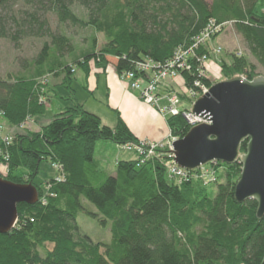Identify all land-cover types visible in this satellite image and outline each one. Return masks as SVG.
Wrapping results in <instances>:
<instances>
[{
  "label": "trees",
  "instance_id": "trees-1",
  "mask_svg": "<svg viewBox=\"0 0 264 264\" xmlns=\"http://www.w3.org/2000/svg\"><path fill=\"white\" fill-rule=\"evenodd\" d=\"M17 2L22 6L16 10ZM74 4L83 9V17L73 11ZM48 13L60 24L101 33L104 44L96 49L92 36L74 65L61 62L73 45L68 36L51 29ZM226 24L264 72V0H0V39L15 46L24 38L48 40L33 61L32 74L0 77V124L20 127L44 113L48 91L37 79L48 72L63 74L64 86L72 82L77 67L88 75L90 64L104 69L113 62L120 74L147 58L165 63L178 48L193 45L204 29L218 26L217 35ZM211 51L209 41L194 49L190 69L180 70L186 87L197 89L195 81L208 87L214 82L198 72L197 59L210 57ZM256 64L243 54L218 61L223 79H253L260 75ZM72 92L67 97L72 105L40 130L18 131L8 144L0 136L4 179L34 185L42 161L58 164L61 173L44 190L34 185V204H17L15 226L0 233V264H260L264 215L256 217L254 200L234 199L239 162L210 165L219 173L210 187L170 178L164 166L168 150L142 163L136 157L119 159L114 174H108L94 158L97 143L119 147L138 139L119 117L114 127L101 124ZM166 122L176 138L191 127L181 113ZM245 146L246 141L240 152ZM83 201L96 212L87 211ZM80 213L109 223L110 241L93 242L81 235L76 223Z\"/></svg>",
  "mask_w": 264,
  "mask_h": 264
},
{
  "label": "water",
  "instance_id": "water-1",
  "mask_svg": "<svg viewBox=\"0 0 264 264\" xmlns=\"http://www.w3.org/2000/svg\"><path fill=\"white\" fill-rule=\"evenodd\" d=\"M190 113L201 122L171 143L173 161L194 170L219 162L241 164L234 199L256 202V217L264 215V75L253 79L234 76L214 82L197 97ZM246 141L244 152L241 143ZM37 189L31 183H14L0 176V233L10 231L17 221V204H34ZM264 264V255L260 262Z\"/></svg>",
  "mask_w": 264,
  "mask_h": 264
},
{
  "label": "rangeland",
  "instance_id": "rangeland-1",
  "mask_svg": "<svg viewBox=\"0 0 264 264\" xmlns=\"http://www.w3.org/2000/svg\"><path fill=\"white\" fill-rule=\"evenodd\" d=\"M21 6L22 3L17 2L14 6V9L17 10ZM72 8L79 17L84 16L83 9L80 6L74 4ZM47 18L49 20L51 29L68 36L73 45L72 52H70L69 54L65 53L61 58V62L63 63L74 65V58L80 56L82 52L88 50L92 36H95L96 39V49H99L105 42L104 36L101 33H94L92 32V30L86 27L60 24L57 20L56 15L53 13H48ZM44 41L48 40H46V38H24L21 39V41H19L15 46L6 39H0V77L4 78L7 74H12L15 76L32 74L35 70L33 61L42 48ZM209 45L213 48H221L220 53L217 55H215V53L211 51L210 57H208L207 61L205 62L206 70L208 71L209 76H212L210 77L211 81L218 82L223 80V76L218 65V61L221 58L230 62L232 55L243 54L246 55L251 62L256 64L255 60L248 55L242 39L232 28L231 24H226L222 32H219L214 36V38L211 37L209 40ZM256 72L260 73V75H264L263 70L257 64ZM62 77L63 74L55 75L53 72H48L38 77L37 81L40 84H44L46 90L48 91L45 99L46 102L44 113L33 117L32 119H26L24 124H22V127H15L3 121L0 124V136L3 137L8 134L11 139H13L14 134L18 131L40 130L42 126L48 124L52 120L53 116L56 113L63 110L65 107L72 105V101L70 100V98H67L73 93L72 91H74L75 98L79 102L84 103L83 106L87 111L93 110L99 113V115L103 116L101 117V124L107 126L114 124V122L111 123V121H109V117H106V115H102L105 113H110V107H108L104 101L105 91L102 86L97 89L98 91L96 90L97 92L95 91L94 94H90L89 91L86 90L87 83L85 80L84 72L79 67L75 68V72L72 78L73 80L71 83H67L62 86L60 83ZM92 79L95 78L92 77ZM181 85L182 86L174 87V91L176 94H183L184 85L183 83ZM69 87L71 89H69ZM190 107V101L184 97H181L179 109L188 110ZM113 112L115 114V111ZM170 136H172L171 132ZM106 144H110L111 146L106 147ZM132 156L136 157L132 151L122 150L119 147L117 148L115 144L110 142L97 143L94 153V158L99 161L100 167L107 171L108 174H110V172L112 171H115L114 161L117 157H119L120 159H128ZM215 163H210L203 166L210 167V165H213ZM211 170L216 171V175L214 178V180H216L219 173L215 169ZM60 176V170L58 168H55L51 162L42 161L39 165L37 175L33 178V184L44 190L46 188V183L49 182V180L58 179ZM215 183V181H211L207 183L206 186L210 187L211 184ZM210 192L212 195H214L216 193L215 188H212ZM83 205L87 211L96 212V209L90 203L83 201ZM76 223L79 229V233L81 235L88 236L93 242L108 243L111 239L109 223L102 225L101 223H99L97 218H94L85 213H80L77 216Z\"/></svg>",
  "mask_w": 264,
  "mask_h": 264
},
{
  "label": "built area",
  "instance_id": "built-area-1",
  "mask_svg": "<svg viewBox=\"0 0 264 264\" xmlns=\"http://www.w3.org/2000/svg\"><path fill=\"white\" fill-rule=\"evenodd\" d=\"M219 29L220 28L218 26L213 27V25L209 26L207 29H204L195 38L193 45L185 50L178 48L175 51L173 57L165 63H159L147 58L135 62L132 70L123 71L119 74V76L123 80L127 81L131 89L139 91L141 100L154 108L160 115L167 118L168 116L181 113L190 126L198 124L201 122V119L193 116L190 113V108L188 110L179 109L181 97L186 98L190 101V104H192L197 97L208 91V86L201 84L199 81H195L194 83V86L197 89L186 87L183 84V94L179 95L173 93L166 95L165 98L167 101L164 104L160 103L161 98L158 94V89L161 83H163L165 80H175L180 78L182 81L180 70L190 69L188 59L194 56V49L199 45H203L206 41H209L213 34H215ZM212 51L215 53V55H217L220 53L221 48H212ZM207 59L208 57L205 55L197 59V61L201 64L198 72L202 76L210 79L212 76H209L205 67V62ZM20 127H22V125H20ZM1 138L6 144L11 141V137L8 134ZM175 139L177 138L170 136L165 143L138 139L136 142H127L119 146V148L126 151H132L140 163H142L144 160L155 158L161 155L164 151L168 150L170 159L165 162L164 166L167 175L173 180L181 182V180L192 179L200 181L204 185L211 181H215L214 178L216 171H212V167L200 166L190 171L180 168L176 165V163L173 161V155L171 152V143ZM53 166L60 169L58 164H53Z\"/></svg>",
  "mask_w": 264,
  "mask_h": 264
},
{
  "label": "crops",
  "instance_id": "crops-1",
  "mask_svg": "<svg viewBox=\"0 0 264 264\" xmlns=\"http://www.w3.org/2000/svg\"><path fill=\"white\" fill-rule=\"evenodd\" d=\"M211 48L213 47L211 46ZM84 75L87 83L86 90H88L90 94H94L100 86H102L105 91L104 101L106 105L110 107V113L106 114L104 112L105 114L102 115L109 117L111 123L114 122V124L109 125V127H114L119 117L137 139L164 143L168 140L170 132L166 117L160 115L154 108L141 100L139 91L131 89L127 81L119 77L113 62H109L104 69L97 68L93 64H90L88 75ZM92 77L95 79H92ZM181 84L182 82L180 79H168L163 81L158 89V94L161 98L160 103H166L167 100L165 96L175 93L174 87L182 86ZM77 102L79 101L77 100ZM79 103L84 105L82 102ZM113 111H115V114ZM89 112L97 115L100 120L102 119L101 117H103L93 110ZM110 146V144H106V147ZM133 158L132 156L128 159ZM119 159V157L115 159L114 166ZM114 172L115 171H112L110 174H114Z\"/></svg>",
  "mask_w": 264,
  "mask_h": 264
}]
</instances>
